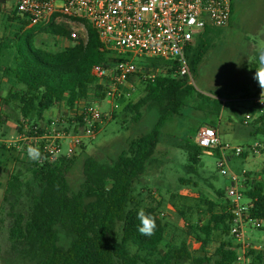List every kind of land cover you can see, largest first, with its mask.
Returning <instances> with one entry per match:
<instances>
[{
	"label": "trees",
	"instance_id": "1",
	"mask_svg": "<svg viewBox=\"0 0 264 264\" xmlns=\"http://www.w3.org/2000/svg\"><path fill=\"white\" fill-rule=\"evenodd\" d=\"M233 3L234 0L229 23L232 22ZM13 16L20 20L21 26L28 27L14 10ZM78 21L83 24L85 40H71L67 24L50 22L27 29L21 27L13 40L0 43V58L4 49L13 50L9 63L3 66L0 62V82L6 80L10 85L3 102L4 105L11 101L17 103L19 116L28 124L30 134L35 128L41 131L39 124L45 121L44 114L52 107L63 104L71 112H76L81 105L92 100H104L102 88H93L91 70L95 65L108 64L109 59L95 30L83 20ZM211 31L204 30L195 39V44L185 49L191 77L179 75V65L175 61L148 59L143 62L154 75L141 79L143 95L136 102L125 103L122 111L131 114L132 121L137 123L144 109L151 114V124L145 132L131 138L115 157L98 159L87 156L82 163L83 178L78 188H72L67 179L74 165L72 156L60 157L55 162H48L43 156L39 161L29 159L31 179L26 182L29 203L25 213L10 215L12 223L7 236L10 250L24 264H180L183 261L204 264L211 262L209 256L213 257V264H237L240 246L229 238L233 214L227 210L228 200L218 205L196 198L190 206H204L206 215L204 219L190 222L179 210L186 204L179 206L177 203L184 198L171 195L175 210L184 218L185 237L168 241V224L159 216L161 204L143 205L133 194L134 183L155 163L156 148L164 140L162 129L167 122L182 116L188 100L196 94L191 78L212 43ZM38 34L65 38L70 44L59 51L36 47L34 38ZM122 99L119 98L118 102L121 103ZM219 111L220 102L215 101L213 112L218 115ZM82 118L74 115L62 123L66 122L65 129L69 130L72 122L82 126ZM253 126V134L264 135V121L260 125L253 122ZM20 127L21 124L16 131H20ZM198 128L184 139L174 138L177 148L187 154L184 168L192 173L204 154L190 141L191 134ZM27 148L23 146L25 155ZM80 149L83 150L84 146ZM1 150L11 151L4 144H0ZM12 151L16 149L12 148ZM261 176H264V167ZM246 177V190L242 194L251 202L249 215L264 221V183L252 179L249 173ZM179 182L181 186L194 189L197 186L191 179L180 178ZM20 186L18 177L13 175L6 185L3 199L12 193L18 195ZM215 194L225 199L226 191L217 189ZM141 208L156 218L157 229L151 237L142 236L138 231L137 212ZM259 230L264 231V227ZM214 232L227 239L219 242L210 255L209 245ZM60 234L67 241L65 247L58 244ZM189 239L199 244L198 250H191ZM194 253L197 257L193 256ZM253 255L259 264H264V253L248 250L245 256Z\"/></svg>",
	"mask_w": 264,
	"mask_h": 264
},
{
	"label": "rangeland",
	"instance_id": "2",
	"mask_svg": "<svg viewBox=\"0 0 264 264\" xmlns=\"http://www.w3.org/2000/svg\"><path fill=\"white\" fill-rule=\"evenodd\" d=\"M0 9V43H6L14 39L21 26L20 20L14 19L13 8L10 2L2 0ZM6 2V4H5ZM1 3V4H2ZM6 6V7H5ZM13 17V19H12ZM22 19V18H20ZM67 24L71 32L77 36H82V24L70 20H62ZM213 39L208 51L203 56L195 74L192 76L191 84L196 90V94L188 100L186 107L182 110V116L166 123L162 129L164 140L156 148L155 163L148 167L146 173L141 176L133 186V194L138 196L143 205L161 204L160 212L165 214L163 221L168 224L166 240H179L185 237L184 218L175 210L174 201L171 195L178 194L184 196L178 205L184 212V217L190 222H197L205 218V207L195 208L192 205L196 198L208 200L214 204L225 203L224 198H218L215 190H227L229 187V177L219 174L216 164L217 157L202 154L200 162L195 167L193 173L184 168L187 165V154L177 148L174 138L184 139L190 132L200 126L213 125L214 129H219L218 138L221 144L233 147H241L243 155L229 156L227 165L235 173L239 180L242 173H249L250 177L264 183V176H261L264 167V135L253 134V123L243 124L244 116L250 112V100H241V89L247 88L253 91L250 80L258 67L256 49L264 45V0H234L232 22L226 27L212 29ZM23 33V32H22ZM196 39V38H195ZM195 39L192 45L195 44ZM21 42V41H20ZM70 44V41L45 34H38L34 38V46L49 51H59ZM13 54L12 49H4L1 64L9 63ZM140 77H135L131 88L122 87L120 98L122 102L109 100H97V105L103 113V120L99 123V130L94 139L85 140L75 148L74 165L67 174V179L72 188H78L82 181V163L87 156L94 158L115 157L127 142L145 132L151 124V114L142 109L143 116L137 123L132 121V115L124 113L122 108L127 102H136L143 95V82ZM253 80V79H252ZM254 81V80H253ZM254 86L260 88L254 81ZM10 88L8 81L0 82V118L3 126L0 127V144L7 140L16 132V128L23 121L20 118L17 103L9 102L4 105L3 99ZM92 100V99H91ZM93 101V100H92ZM220 102L218 116L214 111V102ZM116 106V107H115ZM82 105L79 107L80 111ZM75 112H71L64 105L52 107L44 114L47 120L55 119L67 121L72 118ZM40 123L39 126H42ZM64 125H67L64 122ZM65 128V127H64ZM70 128V126L68 127ZM73 133V130H70ZM195 133V132H194ZM192 133L191 136L194 134ZM190 136V137H191ZM259 143V144H258ZM258 144V150L252 148ZM5 145V144H4ZM68 141L63 142V153L67 150ZM23 143L20 148L7 147V150L0 151V263L2 264H24L9 248L7 240L8 229L11 226L12 213L26 212L28 206V196L26 194V182L31 179L29 170V158L23 154ZM84 146L81 150L80 147ZM16 175L21 184L19 194H9L4 200L5 189L8 181ZM191 179L197 184L194 188L181 186L179 179ZM243 191L246 190L243 184ZM226 196V194H225ZM245 199H242V203ZM188 207V209H187ZM219 206L216 207L218 210ZM246 245L245 254L248 250L264 253V231L251 228L248 224L241 230ZM60 234L58 244L67 246V241L63 240ZM236 242L237 237L230 234L229 238ZM227 238L219 232H214L209 245V254L212 255L218 243ZM193 251L198 250L199 244L193 240H188ZM241 248V245H239ZM240 251V250H239ZM201 254H198V256ZM193 256L197 257L194 253ZM210 263L213 264V257ZM180 264H192L190 261H183ZM247 264H259L256 256L248 257Z\"/></svg>",
	"mask_w": 264,
	"mask_h": 264
},
{
	"label": "built area",
	"instance_id": "3",
	"mask_svg": "<svg viewBox=\"0 0 264 264\" xmlns=\"http://www.w3.org/2000/svg\"><path fill=\"white\" fill-rule=\"evenodd\" d=\"M8 2L28 23V27L50 22L58 24L62 20L79 23L81 22L78 20H83L89 24L95 30L102 50L109 59L108 64L92 68L93 88L100 86L104 100H109L111 104L120 98L122 87H132L135 77H153L151 69L145 68L143 64L148 59L175 61L179 65V75L191 77L185 49L204 30L228 25L232 0H7ZM85 38L84 27L81 37L74 32L70 34L71 40ZM250 102L251 109L244 116L243 123L247 125L257 122L260 125L264 121V89L251 96ZM78 110L74 115L83 117L80 127L72 122L70 129L66 130L63 120L52 118L44 121L40 132L35 128L33 134H30L29 126L23 120L20 131H16L3 143L14 148H20L21 143L25 147L38 146L48 162H55L60 157H71L75 154V148L83 141L95 138L98 125L104 118L97 100ZM64 141H68L65 153ZM190 141L193 146L201 148L204 154L217 157L219 174L229 177L225 200L230 202L227 210L233 214L230 234L237 237L236 242L241 245L237 264H247L246 245L239 238H243L241 230L247 224L259 230L264 227V221L250 217V201L242 203L243 183L247 180V173L243 172L239 180L227 165V158L232 155L241 156L243 149L221 144L217 131L211 126H200L190 137ZM258 144L252 148L253 152L258 150ZM164 215L162 212L159 214L161 218Z\"/></svg>",
	"mask_w": 264,
	"mask_h": 264
},
{
	"label": "clouds",
	"instance_id": "4",
	"mask_svg": "<svg viewBox=\"0 0 264 264\" xmlns=\"http://www.w3.org/2000/svg\"><path fill=\"white\" fill-rule=\"evenodd\" d=\"M258 67L253 73L252 79L258 84L261 89H264V45L259 46L256 49ZM27 156L32 161H39L42 158V153L38 146L29 145L27 148ZM137 219L140 222L138 228L139 233L142 236L151 237L155 234L157 229L156 218L150 214H146L141 208L137 212Z\"/></svg>",
	"mask_w": 264,
	"mask_h": 264
},
{
	"label": "crops",
	"instance_id": "5",
	"mask_svg": "<svg viewBox=\"0 0 264 264\" xmlns=\"http://www.w3.org/2000/svg\"><path fill=\"white\" fill-rule=\"evenodd\" d=\"M0 2L2 3L3 1L2 0H0ZM5 4H6V2H5ZM1 5H3V3L1 4ZM0 5V6H1ZM7 5V4H6ZM6 7V6H5ZM253 83H254V81L251 79L250 80V85H252V87H253V91L252 92H250L247 88H243V89H241L240 91H241V93H240V99L241 100H250V98H251V96H253L255 93H257L258 91H260V90H262L261 88H257L256 86H254L253 85ZM257 84V83H256ZM63 105V104H62ZM61 106V105H60ZM60 106H58V107H60ZM250 109H251V106H250ZM218 116H220V114L218 115ZM44 119L45 120H47L46 119V117L44 116ZM244 124V123H243ZM209 126H211V127H213V125H209ZM216 131H217V133H219V129H215ZM253 131H254V128L252 129ZM252 131V132H253ZM248 179V178H247ZM244 184V183H243ZM243 189H244V187H243Z\"/></svg>",
	"mask_w": 264,
	"mask_h": 264
}]
</instances>
